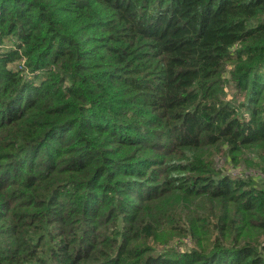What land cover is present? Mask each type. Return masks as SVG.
<instances>
[{
	"label": "trees",
	"instance_id": "trees-1",
	"mask_svg": "<svg viewBox=\"0 0 264 264\" xmlns=\"http://www.w3.org/2000/svg\"><path fill=\"white\" fill-rule=\"evenodd\" d=\"M0 264H264V0H0Z\"/></svg>",
	"mask_w": 264,
	"mask_h": 264
},
{
	"label": "rangeland",
	"instance_id": "rangeland-1",
	"mask_svg": "<svg viewBox=\"0 0 264 264\" xmlns=\"http://www.w3.org/2000/svg\"><path fill=\"white\" fill-rule=\"evenodd\" d=\"M222 164V162L220 163V165Z\"/></svg>",
	"mask_w": 264,
	"mask_h": 264
}]
</instances>
